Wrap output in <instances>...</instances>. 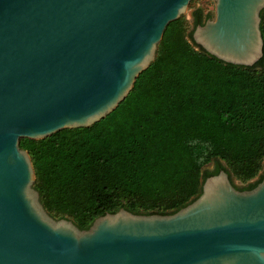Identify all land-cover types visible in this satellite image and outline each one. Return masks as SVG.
Listing matches in <instances>:
<instances>
[{
  "label": "water",
  "instance_id": "1",
  "mask_svg": "<svg viewBox=\"0 0 264 264\" xmlns=\"http://www.w3.org/2000/svg\"><path fill=\"white\" fill-rule=\"evenodd\" d=\"M203 1L214 15L193 42L225 64L253 67L263 56L264 0ZM190 2L0 0V264H264V177L240 191L220 171L173 214L121 209L80 230L47 214L19 146L110 114Z\"/></svg>",
  "mask_w": 264,
  "mask_h": 264
},
{
  "label": "trees",
  "instance_id": "2",
  "mask_svg": "<svg viewBox=\"0 0 264 264\" xmlns=\"http://www.w3.org/2000/svg\"><path fill=\"white\" fill-rule=\"evenodd\" d=\"M212 17L196 8L191 24L184 17L169 23L154 61L103 119L20 140L34 169L33 188L51 218L87 230L121 209L173 214L220 171L240 191L261 182L264 9L263 56L253 67L225 64L193 42L194 28ZM212 161L214 170L205 171Z\"/></svg>",
  "mask_w": 264,
  "mask_h": 264
},
{
  "label": "rangeland",
  "instance_id": "3",
  "mask_svg": "<svg viewBox=\"0 0 264 264\" xmlns=\"http://www.w3.org/2000/svg\"><path fill=\"white\" fill-rule=\"evenodd\" d=\"M196 8H204L205 10H207V12L211 13L212 15H214V3L212 1H203V0H192L187 8L186 13L181 16L184 17L185 20L191 24L192 21V14L195 11ZM191 27L188 28V32H191ZM264 172V159L262 161V169L260 172V175H262Z\"/></svg>",
  "mask_w": 264,
  "mask_h": 264
},
{
  "label": "flooded vegetation",
  "instance_id": "4",
  "mask_svg": "<svg viewBox=\"0 0 264 264\" xmlns=\"http://www.w3.org/2000/svg\"><path fill=\"white\" fill-rule=\"evenodd\" d=\"M211 165H212V167H211L210 169H205V171L207 170V171H209V172H212V171L214 170L215 163L212 161V162H211ZM257 179H258V178H256L253 182H255ZM233 186H234V185H233ZM234 187H235V186H234Z\"/></svg>",
  "mask_w": 264,
  "mask_h": 264
}]
</instances>
